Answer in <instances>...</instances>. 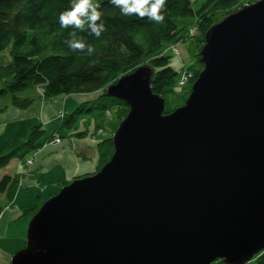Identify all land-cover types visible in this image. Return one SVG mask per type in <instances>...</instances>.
I'll return each mask as SVG.
<instances>
[{
	"label": "water",
	"instance_id": "water-1",
	"mask_svg": "<svg viewBox=\"0 0 264 264\" xmlns=\"http://www.w3.org/2000/svg\"><path fill=\"white\" fill-rule=\"evenodd\" d=\"M204 69L165 114L138 68L114 154L28 222L11 264H246L264 250V0L206 33Z\"/></svg>",
	"mask_w": 264,
	"mask_h": 264
},
{
	"label": "trees",
	"instance_id": "trees-1",
	"mask_svg": "<svg viewBox=\"0 0 264 264\" xmlns=\"http://www.w3.org/2000/svg\"><path fill=\"white\" fill-rule=\"evenodd\" d=\"M243 1L204 0L202 7L194 12L191 0H167L165 20L157 24L136 16H124L108 0H99L107 30L97 39L88 32L60 27L59 14L70 6V0H0V52L10 47L12 55L10 63L0 65V101L9 97L12 106L27 109L36 97L22 94L31 88L40 90L43 99L101 92L97 99L82 103L62 119L54 118L45 128L41 122L32 125L25 141L0 155V170L9 166L13 159L26 165L54 134L63 139H83L92 134L91 122H95L96 130H104L108 113L113 114L114 108L117 122L123 121L128 115V104L109 96L106 88L124 73L134 72L138 67L146 68L151 73V89L155 94L164 97L167 91H173L179 76L170 66L171 58L164 53L165 47L194 38L200 50L205 44V34L216 23L217 11L230 15L244 5ZM188 16L196 17L193 36L177 24V18ZM72 31L85 36L92 44L95 51L91 55L68 49L64 41L70 38ZM48 51L51 54L46 56ZM203 68L198 57L196 66L185 72L187 85L198 79ZM83 122L85 127L81 128ZM114 150L112 137L97 143V171L111 160ZM21 178L20 174L1 177L0 193H7L12 200ZM39 201L36 198L37 204L30 210L29 217L42 204ZM246 264H264V250Z\"/></svg>",
	"mask_w": 264,
	"mask_h": 264
},
{
	"label": "crops",
	"instance_id": "crops-1",
	"mask_svg": "<svg viewBox=\"0 0 264 264\" xmlns=\"http://www.w3.org/2000/svg\"><path fill=\"white\" fill-rule=\"evenodd\" d=\"M22 95L36 97L27 109L15 108L9 97L0 101V155L25 141L32 125L41 122L47 126L61 111L71 113L82 103L93 101L98 93L63 95L52 99H41L38 93ZM101 139L100 135H88L83 139L67 138L42 147L33 157L31 172L19 181L13 199L10 200L5 192L0 193V264H11L14 253L25 247L29 219L22 215L34 208L36 198L50 197L59 192L64 182L96 171L99 160L97 143ZM21 169L22 163L13 159L9 166L0 170V177L17 175Z\"/></svg>",
	"mask_w": 264,
	"mask_h": 264
},
{
	"label": "rangeland",
	"instance_id": "rangeland-1",
	"mask_svg": "<svg viewBox=\"0 0 264 264\" xmlns=\"http://www.w3.org/2000/svg\"><path fill=\"white\" fill-rule=\"evenodd\" d=\"M243 2H244V5L247 6L248 4L257 3V2H259V0H244ZM191 3L193 4V8H194V12H195L196 10H198V9H200L202 7V5L204 4V0H191ZM228 16H229V14L226 15L225 13H223V11H219V12L217 11V14H216V17H215V19H216V23L215 24H217V22H220V21L224 20ZM195 21H196V17L195 16H188V17H185V18L184 17L177 18V24H178V26H180L185 31L188 30V35H190V36H193L195 34V32H196V29H195V26H194ZM204 45H203V47H204ZM10 49H11L10 47H7V48H5L4 51H1L0 52V65H6L7 63H10L12 61V55H10ZM202 49L203 48H201L200 50H197V48L195 46L194 38H186V40L179 41V42L175 43V45H167L165 47V52L164 53H166L167 55H169L170 58H171V60H170V66L172 67V69H174L177 72V74L179 76V82H178V85H176L175 89L173 91H167V93L163 97L164 98V101H165V111H164L165 114L172 113L175 110H177L178 107H182V106H184L186 104L187 98H188V96H189V94H190V92L192 90L191 87H192V85L194 83L187 85L188 79H186V77H185V72H186V70L188 68L190 69L191 66H196L198 57H200L201 63L203 65V67H204V64L202 62V57L200 56V52H201ZM48 54H51V52L48 51V52H46L45 55L47 56ZM138 68H142V67H138ZM131 73H133V72L124 73L123 75H121L117 79V81L120 78H122V77H124L126 75H129ZM183 80H185V82L183 84H181V82ZM117 81L114 82L113 84L117 83ZM113 84H111V85H113ZM24 92H26V94H29V95H31L33 93H38V96H40L41 99H43V96L40 94L41 91L40 90L38 91L36 88H33V89L31 88V89H28L27 91H24ZM188 92H189V94H188ZM97 93H98V96L95 99H97L99 97V95L101 94L100 91H98ZM112 111H113V114L108 113L109 114V120L104 123V125H105L104 126V130H101V129L100 130H96L95 129L96 126H94L95 122H91L90 123V125H89L90 126V131L92 133V134L90 133L91 134L90 136L94 137V136L100 135L103 138L101 140H104L105 138H108V137H113L112 135L118 129V127L120 126L119 124L121 123L122 120L119 121V122H117V117H116L117 115H115V111H116L115 108ZM64 114H65V112L61 111L60 113L57 114V116H54V118L59 117V118L62 119V117H64L63 116ZM84 125H85V122H83V124L80 125L81 128H84L85 127ZM47 126L44 125V128L47 127ZM63 140L64 139L63 138H60V136L58 134H54L52 136V140L50 142H47L46 144H44L42 147H44L46 145L48 146V145L60 143ZM101 140H99V141H101ZM42 147H41V149H42ZM31 160L32 159H30L29 162H31L32 164H30L29 166H28V164L27 165H22V169H21V171L19 173L20 174V177L21 176L23 177V176H25V175H27V174H29L31 172L32 167H33V163H34ZM26 170H30V172L25 173ZM96 172H98L97 171V168H96V171L93 172V173H91V174H96ZM3 176H1V177H3ZM86 176L87 175H85V176H79V177L76 176L74 178V180L76 178H85ZM73 181H71V182L67 181V184L64 183L63 185L64 186L65 185H68V184L72 183ZM64 186H62V187H64ZM57 193H59V192H57ZM57 193H54V195H56ZM54 195H51L50 197L44 198L43 200L40 199V201L38 203L41 202L42 204H40V207L38 208V210L44 205V201L49 200L50 198L54 197ZM10 208H11V206H10ZM38 210H36L34 212V215H35V213ZM29 212H27L28 214H24L23 213L22 216L25 215L24 216L25 219L30 218V220H31V218L34 215L32 217H29L30 216L29 215ZM23 248H25V247H23ZM23 248H21V249H23ZM222 261H223V259H219L216 262H213L211 264H224V262L222 263Z\"/></svg>",
	"mask_w": 264,
	"mask_h": 264
},
{
	"label": "clouds",
	"instance_id": "clouds-1",
	"mask_svg": "<svg viewBox=\"0 0 264 264\" xmlns=\"http://www.w3.org/2000/svg\"><path fill=\"white\" fill-rule=\"evenodd\" d=\"M124 16H136L139 19H147L157 24L165 20L167 0H108ZM99 0H70V6L60 12L58 22L63 29H76L80 32H88L89 35L99 39L107 29L103 20ZM70 38L64 41L72 52H87L91 55L95 49L88 43L87 38L78 35L76 31L69 33Z\"/></svg>",
	"mask_w": 264,
	"mask_h": 264
},
{
	"label": "built area",
	"instance_id": "built-area-1",
	"mask_svg": "<svg viewBox=\"0 0 264 264\" xmlns=\"http://www.w3.org/2000/svg\"><path fill=\"white\" fill-rule=\"evenodd\" d=\"M184 82H185V80H183V81L181 82V84H183ZM31 159H32L31 161H33V158H31ZM29 161H30V160H28V163H27V164H28V166H29L30 164H32V163H31V162H29ZM33 162H34V161H33ZM27 164H26V165H27ZM27 172H28V170H26V171H25V173H27Z\"/></svg>",
	"mask_w": 264,
	"mask_h": 264
},
{
	"label": "bare ground",
	"instance_id": "bare-ground-1",
	"mask_svg": "<svg viewBox=\"0 0 264 264\" xmlns=\"http://www.w3.org/2000/svg\"><path fill=\"white\" fill-rule=\"evenodd\" d=\"M34 157V156H33Z\"/></svg>",
	"mask_w": 264,
	"mask_h": 264
}]
</instances>
